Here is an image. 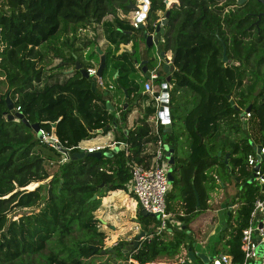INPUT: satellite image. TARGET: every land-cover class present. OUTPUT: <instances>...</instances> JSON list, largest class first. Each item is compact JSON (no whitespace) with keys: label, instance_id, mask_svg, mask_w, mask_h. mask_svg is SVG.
Returning a JSON list of instances; mask_svg holds the SVG:
<instances>
[{"label":"trees","instance_id":"trees-1","mask_svg":"<svg viewBox=\"0 0 264 264\" xmlns=\"http://www.w3.org/2000/svg\"><path fill=\"white\" fill-rule=\"evenodd\" d=\"M149 1L146 25L135 29L125 16L134 0H0V264H92L86 260L101 252L93 251L90 244L109 248L105 253L116 264H180L178 258L188 260L194 242L192 218L210 210L212 191L232 182L236 192L225 193L230 198L225 208L227 226L221 231L225 246L223 250L215 246L212 256L228 253L234 264L242 263V231L250 224L254 202L264 198V183L248 182L253 169L247 159L257 146H264L261 0L241 4L179 0L169 7L160 43L174 56L168 82L171 131L165 132L163 125L160 130L163 144L174 149L166 203L176 194L179 199L178 206L173 209L167 203V209L177 213L185 228L169 224L173 236L159 234L160 219L142 212L138 222L146 236L136 248L126 249L136 236L105 247L107 235L97 215L102 198L116 190L134 197L129 190L131 167L151 165L158 139L151 121L155 100L142 92L134 61L139 60L144 36L155 32V23L168 10L165 0ZM88 27L93 36H79ZM104 38L105 88L75 68L76 61L86 69L98 66L96 48L102 49L99 43ZM128 43L131 49L117 54L120 45ZM223 43L227 62L222 60ZM53 62L55 66L49 68ZM116 72L119 75L114 77ZM164 80L155 79L157 91ZM7 98L13 102L12 110ZM136 100L147 103L143 108L139 104L133 127H128ZM249 105L263 131L259 142L247 133L239 134L246 130L241 109ZM14 111L22 112L30 124L46 130L54 127L62 147L71 149V154L80 152L74 146L108 133L117 145L127 147L111 156L85 154L73 159L70 154L64 160L63 153L42 142L31 126L9 118ZM182 141L189 149L186 156ZM260 169L264 176V156ZM37 182L33 189L26 188ZM32 256L41 261L34 262Z\"/></svg>","mask_w":264,"mask_h":264},{"label":"built area","instance_id":"built-area-1","mask_svg":"<svg viewBox=\"0 0 264 264\" xmlns=\"http://www.w3.org/2000/svg\"><path fill=\"white\" fill-rule=\"evenodd\" d=\"M169 0H165L166 8L172 6L173 2L168 3ZM136 5V9H130L128 14L125 15L129 23L135 28L140 29L146 25L147 12L150 6L146 0H134L132 3ZM147 4V11H144V6ZM163 17V13L160 15ZM158 24L155 23V26ZM153 32L152 34H154ZM172 55L168 57L170 62ZM88 77L97 83L99 86L105 88L107 85L102 76L97 75V66H91L87 69ZM158 75L155 70H152L149 78L143 82V89L150 94L156 104V112L151 118L155 135L158 137L156 142V148L152 163L149 167H145L142 164H133L131 167V181L129 183V190L133 193L136 202L149 214H158L160 219V225L157 228L159 234H165L168 232V223H174L172 220V214L167 209L166 196L170 189V180L168 177V171L170 168L168 157L166 156L164 144L161 137L160 126L163 125V119L159 116V106L161 104V89L156 90L154 80ZM108 88L113 89V85L109 84ZM20 110V107H17ZM246 116L250 117V112H246ZM41 134L39 138L42 142L48 146L61 151L62 144L54 131V127L51 130H46L39 127L38 131ZM121 146V149L127 147V144L112 142L108 144L96 143L93 145L83 146L82 144L74 146L85 153H92L96 151L103 152L106 148ZM259 150V151H258ZM68 155L64 154V160H68L71 154V149H68ZM264 153V146L256 147L255 153H250L247 157L248 164L252 167L259 165L258 170L255 171V179L259 184L264 183V176L260 169V162ZM250 224L243 229L240 249L242 251V263L241 264H264V198H257L254 202L253 209L250 216ZM259 218L257 223H254L255 219ZM261 223V226L258 224ZM187 262L186 258L180 257L179 263L183 264ZM208 264H234L233 258L228 253H219L212 256Z\"/></svg>","mask_w":264,"mask_h":264},{"label":"rangeland","instance_id":"rangeland-1","mask_svg":"<svg viewBox=\"0 0 264 264\" xmlns=\"http://www.w3.org/2000/svg\"><path fill=\"white\" fill-rule=\"evenodd\" d=\"M170 2L178 3L179 0H169L168 3ZM89 32L93 33L90 27H88L87 29H83L81 31V34L88 35ZM55 64L56 62H53L49 64L48 67L49 68L54 67ZM241 111L242 112L245 111V108H242ZM256 116L257 115L255 114L251 117L244 116V122L246 123V130H242V129L239 130V134L245 135V133H247L253 141L259 142L260 135L263 131H261L258 127V119ZM99 136L103 137L100 139V142H97V140L94 139L92 142H83V146H88L89 143L96 144V143H107L108 142V141H104L105 135H97L93 138H96ZM112 148L113 147H109V149H112ZM181 148H182V154L186 156L189 153L187 143L185 144L184 141H182ZM50 170H51L50 172H52L54 169L51 168ZM39 183L40 182H37L36 184H33V186L32 184H29L26 188L33 189ZM170 188H171V183H170ZM236 189H237V186L235 182L227 184L226 188L221 187V188L215 189L210 194L211 195L210 202L212 204V207L210 208V210H207L204 213L192 218L191 228L194 234L191 235L190 238H193L194 242L196 243L194 246L196 252H203V253H206L207 255L212 256V250L215 246L218 249L223 250V247L225 246V241L223 240L224 233H221V231L222 229H224V226L226 224V220H225L226 210L225 208L221 209L220 206H222V203L224 201L230 200V198L226 199L228 198L226 194L227 193L232 194L230 192ZM220 190L224 192H221ZM174 193L176 194L177 191H174ZM219 195H221L222 197L217 198ZM105 198L107 199H104V197L102 198V202H105L106 204L97 210V215L103 221L102 222L103 229L105 230L106 235H107L104 241L105 247L113 246L120 240H127V241L132 240L140 232L141 223L138 222V220L141 214H143L141 206L136 202L135 197L121 190L110 191L108 192ZM216 198H217V201H215ZM167 203L173 209L174 207L178 206L179 199L177 197V194L175 198H171V199L167 198ZM22 212L23 211L14 215L13 219L18 218L22 214ZM174 219L177 220L176 215L174 216ZM182 225L184 224H181V223L178 224V226H182ZM173 227H176V226L174 225ZM168 228L169 227H167V229ZM51 244L53 245V247H57L56 244L54 243H51ZM47 250L48 249H46L45 252H47ZM109 255L110 254L108 252L98 253L96 255L91 256L86 261L91 262L92 264H100V263H105V262H107L108 264H116L113 258H111ZM32 258L34 262L41 261V260H37L33 256ZM179 260L180 258H178L176 263H179ZM129 261H131V259ZM187 261L193 262L194 264H205L202 260L200 261V258H196L195 260L188 259Z\"/></svg>","mask_w":264,"mask_h":264},{"label":"water","instance_id":"water-1","mask_svg":"<svg viewBox=\"0 0 264 264\" xmlns=\"http://www.w3.org/2000/svg\"><path fill=\"white\" fill-rule=\"evenodd\" d=\"M149 3V0H146ZM167 1V0H166ZM245 0H238L237 3L241 4L243 3ZM264 4V0H261ZM130 9H136V5L134 4H130L129 5ZM148 7L147 4L144 6V11H147ZM167 12L165 14V16L162 18L161 22L156 26L155 28V33L154 34H146L144 36L145 38V44L147 48H152L155 46L156 52L153 54H149L148 53V58L138 61V59H134L135 61V65L136 66H140V73H142L145 77H149L152 70H156V69H160L164 72H166L168 75L166 76V79L164 82L161 83V104L159 106V116L162 117L163 119V123H164V131L165 132H169L171 131V121H170V114H169V84L168 82L171 79V72L174 69L173 66V62H174V56L172 55L170 62L168 61V58H166V51H164L162 49V44L160 43V38L162 36V34L164 33V25L167 22V19L169 17L170 11L169 8H167ZM96 51L100 54V61L99 64L97 66V75L102 76L103 75V71L106 65V55L103 53V51L97 47ZM223 57L222 60L223 62H227L228 56L226 54V46L223 43ZM164 60V63L161 66V61ZM149 62L151 64H153V69L150 70V66H149ZM76 69H78L81 73V75L85 78H88V73L86 68L82 67V64L79 63L78 61H76ZM93 90H95V85H92ZM126 91V90H125ZM256 94L258 93L257 91L255 92ZM228 98L231 99L230 95H227ZM231 101L233 102V100L231 99ZM7 104H8V109H13V102L7 98ZM106 106L109 107L111 110L115 109L114 106H112V104L110 102L106 103ZM127 105H125L124 108H126ZM235 107L237 109L238 106L235 105ZM251 108V105H249L245 111L241 112L240 117L242 118V122L244 121V116L246 114V112H249ZM13 117H17L19 119L22 120L23 123H25L27 126H31L35 131L39 130L40 125L38 123H33L30 124V122L28 121V119L24 116V114L22 112H13L12 114L9 115V118H13ZM238 125V124H236ZM55 126V125H54ZM38 138H41V134L38 132L37 134ZM119 149H121V146H115L113 148L112 151H105V152H101V151H96V152H92V153H85V151L81 150L80 152H76V153H72L71 157L73 159L75 158H79L86 155H91V156H97L100 157L102 155L104 156H111L113 154V152L118 151ZM164 149H165V153L166 156L168 157L169 160V164H170V168L168 171V177L170 182H172L173 180V176H172V167L174 165V156H173V152L174 149L171 148L169 146V144L165 143L164 144ZM62 152H64L65 154L68 155V151L65 148L61 149ZM259 151V150H258ZM220 154V153H219ZM228 156V154H227ZM264 156V154H263ZM228 159H225V162H227ZM259 165H256L253 167V172L251 173V175L249 176V180L248 182H253L255 179V171L258 170ZM96 197V195H94L92 198L94 199ZM196 197H197V204H199V196L198 193L196 192ZM227 200L224 201L222 203V208H226L227 207ZM233 207V204H229L228 208L231 209ZM142 212L144 213L145 210L142 208ZM147 213V212H146ZM149 214V213H148ZM228 214H230V210L228 211ZM153 216H156L157 219H159V215L158 214H151ZM259 226H261V223L258 224ZM227 226V224H225L224 228ZM182 228H185V225H182ZM146 236V232L144 230H140V232L136 235L135 240L133 241V244H131L130 246H128L126 249H134L139 245V242L141 241V239H143ZM195 242L192 243V246H195ZM192 246L188 248L187 251V255H188V259L190 260H195L196 258H200L205 264H208L212 258L211 255H207L206 253L203 252H196L192 249ZM89 247L91 249H93V251H100L101 253H105L106 251H109L110 249H100L99 245H92L90 244ZM183 264H191L190 261H187Z\"/></svg>","mask_w":264,"mask_h":264},{"label":"crops","instance_id":"crops-1","mask_svg":"<svg viewBox=\"0 0 264 264\" xmlns=\"http://www.w3.org/2000/svg\"><path fill=\"white\" fill-rule=\"evenodd\" d=\"M159 15H161V13H159ZM79 36H82V37H85V36H89V37H92L93 36V33H91V32H89V34L88 35H86V34H79ZM99 46H101L102 47V51H103V53L105 52V49H106V47H107V45L105 44V38L104 39H102L101 41H100V43H99ZM131 47H132V43H128V44H121L120 45V49H119V51L117 52V54H121L122 52H124V51H126V50H130L131 49ZM88 49H86L85 50V52L87 51ZM156 52V49H155V46L154 47H152V48H147L146 47V44H144V45H141V47H140V51H139V60L138 61H141V60H144V59H147L148 58V53L151 55V54H153V53H155ZM170 55H172V52L171 51H167L166 52V58H168ZM164 63V60H162L161 61V66H162V64ZM136 66V65H135ZM149 66H150V70H152L153 69V66H151V64H150V62H149ZM137 67V73H138V76L140 77L139 78V83H140V85H141V89H142V92H145L144 91V89H143V82L144 81H146L149 77H145L142 73H140V66H136ZM154 70V69H153ZM161 70L160 69H156L155 70V72L156 73H158L157 75H159V77H163V79H166V76L168 75L166 72H164L166 75H163V72H160ZM69 72H71V70L69 71ZM119 75V73L118 72H116L115 74H114V77H117ZM61 77H64V76H61ZM109 79V78H108ZM155 81V80H154ZM165 81V80H164ZM163 81V82H164ZM154 85H155V82H154ZM170 86L171 85H169V88H170ZM115 92V88H113V89H111V93H113V94H115L114 93ZM147 93V92H146ZM113 97H114V102L117 104V97H115L114 95H113ZM134 103H135V107L133 108V110L131 111V113L129 114V116H128V127H133V121H134V119L136 118V116H137V112L139 111V104L141 105V107L143 108L145 105H146V103L147 102H145L144 100H139V101H134ZM113 106V105H112ZM109 108V107H108ZM115 108V107H114ZM110 109V108H109ZM111 110V109H110ZM113 110H115V109H113ZM153 117V116H152ZM151 117V118H152ZM101 138H103V137H96V138H92V139H88V140H85V141H83V142H92L94 139H96L97 140V142H100V139ZM104 138H105V140L104 141H108L107 143H104V144H108V143H112V142H115V141H112V133H108V134H106L105 136H104ZM107 139V140H106ZM83 142L81 143L82 145H83ZM88 145H93L92 143H89ZM114 148V147H113ZM113 148L112 149H110L109 151H112L113 150ZM221 192H224V191H222V190H220ZM110 192V191H109ZM236 192V190H234V191H232V192H230V193H235ZM108 194V193H107ZM106 197V196H105ZM104 197V199H107V198H105ZM222 196L221 195H219L217 198H221ZM217 198L215 199V201H217ZM214 202V201H213ZM228 203V202H227ZM106 203L105 202H102V205H105ZM212 207V206H211ZM220 208L221 209H224V208H222V206H220ZM215 211V210H214ZM171 214H172V220L174 219V216L177 214V213H173V212H170ZM174 221V223H168V226L167 227H169V224H172L171 226H178V224H180L181 222L180 221H178V220H176V219H174L173 220ZM259 221V218H257L256 217V219H255V221H254V223H257ZM168 232L166 233V235H169V236H173V231H172V229L169 227L168 229ZM175 235V234H174Z\"/></svg>","mask_w":264,"mask_h":264},{"label":"flooded vegetation","instance_id":"flooded-vegetation-1","mask_svg":"<svg viewBox=\"0 0 264 264\" xmlns=\"http://www.w3.org/2000/svg\"><path fill=\"white\" fill-rule=\"evenodd\" d=\"M157 74H158V73H157ZM158 77H159V75H158ZM158 77H157V78H158Z\"/></svg>","mask_w":264,"mask_h":264},{"label":"bare ground","instance_id":"bare-ground-1","mask_svg":"<svg viewBox=\"0 0 264 264\" xmlns=\"http://www.w3.org/2000/svg\"><path fill=\"white\" fill-rule=\"evenodd\" d=\"M129 197V196H128ZM125 202V201H124Z\"/></svg>","mask_w":264,"mask_h":264}]
</instances>
